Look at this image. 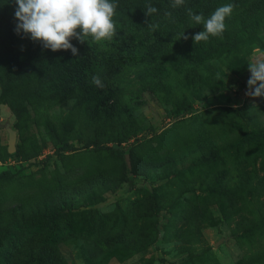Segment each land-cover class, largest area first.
<instances>
[{"label": "rangeland", "instance_id": "obj_1", "mask_svg": "<svg viewBox=\"0 0 264 264\" xmlns=\"http://www.w3.org/2000/svg\"><path fill=\"white\" fill-rule=\"evenodd\" d=\"M3 2L16 6L14 0ZM149 3L158 12L147 17L144 10ZM227 3L235 7L225 20L222 37L193 43L192 35L203 30V25H195L186 9L207 18ZM137 6L141 14L137 21L114 17L117 32L111 41L93 42L89 37L80 43L73 38L78 56L71 50L45 49L29 37L24 41L26 57L19 68L12 70L18 79L0 84V221L10 219V209L15 205L41 200L58 203L60 197L72 196V211L85 213L69 216V228L64 225L65 216L58 221L62 231L83 237L57 243L68 264H264V225L242 236L235 222L237 214L223 202L224 188L207 180L206 167L199 164L205 152L235 141L245 140L252 156L264 151V139L260 138L264 132V96L245 95L250 77L247 65L257 54H264V0H185L175 9L140 0ZM165 11H170L172 18L165 17ZM149 23L158 27L153 30ZM5 30L1 24L2 35ZM182 33L187 40L179 38ZM186 48L191 58L200 57L208 49L217 50L206 61L189 63L186 69L174 60L179 50ZM242 62L245 69L236 70ZM149 63L155 70L166 69L169 79L164 84L171 95L148 90L143 79L137 77L139 67ZM184 71L201 78L213 71L215 76L206 81L199 94L190 96L186 89L191 85H186ZM23 73L25 76H21ZM93 75L100 77L102 88L91 82ZM118 76L121 79L116 84ZM108 88L114 92L108 97V107L95 110L93 94ZM184 98L194 111L176 117ZM120 102L130 104V114L118 113ZM11 136L13 150L8 152ZM93 139L125 148V175L134 181L131 189L118 179L120 160L115 152L82 147L86 140ZM61 142H70L77 149L56 155L54 150ZM255 161L256 167H263V158ZM246 174L247 168H231L228 183L236 185L244 198L242 214L260 223L264 184L246 180ZM102 178L119 184L103 190L99 184ZM202 179L206 181L201 183ZM149 195L162 207L157 212L153 243L139 250L101 249L96 258L83 256V235L89 232L90 215L109 214L118 207L129 215L131 205ZM185 203L193 209V215L202 211L206 219L201 223L191 221L186 225L187 235L181 239L174 236L172 226L175 223L176 230L183 226L176 217L184 215ZM132 218L128 217L127 234L141 222L133 226ZM94 224V228L99 226ZM111 224H115L113 220ZM37 228L55 231L51 222L41 221L37 225H12L3 234L8 241L19 232Z\"/></svg>", "mask_w": 264, "mask_h": 264}, {"label": "trees", "instance_id": "obj_2", "mask_svg": "<svg viewBox=\"0 0 264 264\" xmlns=\"http://www.w3.org/2000/svg\"><path fill=\"white\" fill-rule=\"evenodd\" d=\"M129 1L117 0L118 7L116 9L115 16L125 22L126 19L137 21L141 15L140 9H138L137 6V2H140V0H134V2L131 1V4ZM152 1L160 5L163 9L171 6V2L168 0ZM15 7L16 6H13V4H5L3 0H0V25L4 24L6 27V30L4 31L5 34L2 35V31H0V58L3 59V62H0V84L3 85L10 84L18 79V75L13 74L12 70L14 68H19L20 61L24 60L26 57L25 52H23V44L24 41L28 40V36L23 35V33L17 34L14 31L17 23L14 17ZM184 44L186 47L188 46V43ZM222 45H224V43H222ZM193 50L191 51L192 54H194ZM216 50L217 48L208 49L206 52L202 53L200 57L191 58L190 56L192 55L189 57L187 56L186 48L179 50L176 57H174V60L181 66H187V69L189 63L199 61L204 62L208 59L209 55L216 52ZM245 67V62L240 64L238 63L236 70L241 71L244 70ZM21 76H25V74L23 73ZM206 76L207 78H204V76L201 78L197 74L190 75L186 71L183 72L182 77L186 80V85H191L188 87L189 90L186 89L188 95L193 96L195 93L199 94L201 88L206 86V81L212 79L215 76V73L210 71V73ZM137 77L143 79L148 90L152 92L168 91V96L171 95L169 88L164 84V81L169 79V75L164 67L161 70H155L154 64L149 63L147 66L139 67ZM120 79L121 76L114 79L116 84L120 83ZM113 93V89L108 88L93 94L92 100L95 105V110L99 111L105 109L111 99L108 97L112 96ZM129 105V103L125 104L120 102L117 105V107H119L118 113L125 112L130 114L131 107ZM178 109L179 111L176 114V117L184 116L194 111L191 102L185 98L179 103ZM237 111L241 112L242 108H238ZM49 132L50 134H53V131L50 128ZM260 138L264 139V132ZM244 142L245 140L240 142L235 141L233 145L227 144L217 150H209L201 155V161L199 163L200 165H205L206 167L205 178L209 181H214L220 187L224 188L223 202L229 209L237 214L238 219L235 222L238 231L242 233V236L253 234L255 230H260V227L264 225V215L261 216V222L259 223L256 219H252V217H247L245 214H242V210H245L244 198L238 191L236 185L228 183L230 181L231 168L239 170L247 168L246 180L250 179V182L253 181L252 183L257 185L264 184V165L262 168L255 166L256 159L260 158V161L261 158L264 159V151L258 156H252L250 146ZM89 146L92 151L105 150L108 152H115L117 154V159L120 160L118 170L120 178L118 179L124 181L129 189L134 186L132 178L125 175V161L123 158L125 148L104 145L94 139L86 140L82 145V147ZM76 149L77 147L70 142H61L54 150V153L62 156V152H71ZM130 150L133 149L131 148ZM10 156H13V154H10ZM48 157L50 156L47 155L46 158ZM228 162L232 163L231 168H228ZM257 170H260V172ZM203 181L206 180L202 179L201 183ZM99 184L102 185V189L105 190L117 187L119 182L117 180L114 181L113 179L108 180L106 178H102ZM71 199H67L65 196H62L58 200V203L41 200L29 202L23 205H15L12 209H10V213L13 214L10 216V219L5 223L0 221V264H68L62 256L57 243L64 242L72 237H83L81 234L72 236L69 231H62V228L59 229L57 227L58 221L62 216H65L64 225L69 228V216L85 213V211H82L81 213L73 212L72 210L75 207H73ZM96 199H98V196ZM75 206H77V204ZM131 206L130 214L126 216L125 212L121 211L120 207L116 208L115 211H112V213L109 214L98 216L94 214L90 215L88 225L89 232L83 235L86 237V245L81 247V251L84 253L83 256L86 254L91 258H96L100 255L101 249L111 247H124L132 250H139L154 242L157 233L155 226L157 212L162 209V207L154 202L151 195L136 201V203ZM182 207L185 210V213L184 215L180 214L176 217V219L181 220V225L183 226L179 230H176L178 226H174L175 223L172 226L175 228L174 236L181 239L184 235H187L188 227H186V225H188L191 221L201 223L206 219L202 215V211L200 212V210H202L201 208L199 209L200 213L193 215L194 211L190 208L188 203L183 204ZM116 212H119V216L115 215ZM114 215L115 217L113 219ZM131 216H133L131 220L135 221L133 226H135L136 221L141 222L138 226L132 228L133 230L127 234L126 227L128 226V217ZM112 220L115 223L114 225L111 224ZM41 221L46 223L51 222L53 227H55V231L50 232L49 229L43 228H37L35 231L26 229L25 232H19L18 235L8 241L4 238V231L8 230V228L12 225L18 227L24 225L26 222L37 225ZM94 222L98 223L99 226L97 228H94ZM104 245H106V247Z\"/></svg>", "mask_w": 264, "mask_h": 264}, {"label": "clouds", "instance_id": "obj_3", "mask_svg": "<svg viewBox=\"0 0 264 264\" xmlns=\"http://www.w3.org/2000/svg\"><path fill=\"white\" fill-rule=\"evenodd\" d=\"M14 4L17 21L14 31L23 33L52 51L71 50L73 56H78V49L71 43L73 38L80 43L86 42L89 37L93 42L111 41L117 32L114 21L117 0H14ZM184 4L185 0H172L171 8ZM234 7L232 3L218 6L207 18L187 8L189 19L195 25H203V30L192 35L193 43L207 42L210 37H222L226 30L225 20L231 16ZM144 12L145 16L150 17L158 9L149 3L145 5ZM164 16L172 18V13L165 11ZM148 27L155 30L158 25L149 23ZM181 37L188 39L184 33ZM247 66L250 77L245 95L264 96V54H257ZM91 82L100 88L104 86L98 75H93Z\"/></svg>", "mask_w": 264, "mask_h": 264}, {"label": "water", "instance_id": "obj_4", "mask_svg": "<svg viewBox=\"0 0 264 264\" xmlns=\"http://www.w3.org/2000/svg\"><path fill=\"white\" fill-rule=\"evenodd\" d=\"M12 140H13V137L11 136L10 139H9V142H8V146H7V151L8 152H11L13 150Z\"/></svg>", "mask_w": 264, "mask_h": 264}]
</instances>
